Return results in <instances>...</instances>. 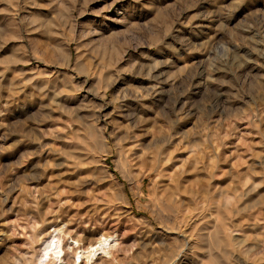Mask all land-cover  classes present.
I'll return each instance as SVG.
<instances>
[{"label":"rangeland","instance_id":"374dc122","mask_svg":"<svg viewBox=\"0 0 264 264\" xmlns=\"http://www.w3.org/2000/svg\"><path fill=\"white\" fill-rule=\"evenodd\" d=\"M101 232L80 264H264V0H0V264Z\"/></svg>","mask_w":264,"mask_h":264},{"label":"bare ground","instance_id":"6f19581e","mask_svg":"<svg viewBox=\"0 0 264 264\" xmlns=\"http://www.w3.org/2000/svg\"><path fill=\"white\" fill-rule=\"evenodd\" d=\"M114 238L112 235L108 233H99L98 236L94 238V240L88 242L86 245H80L78 239H74L73 241L67 244V248L78 247L73 253L72 263L71 264H80L82 261L88 263L91 259H93L96 250L104 249L108 247V244L113 241ZM59 239L57 237H53L50 240L49 246L53 247L57 245Z\"/></svg>","mask_w":264,"mask_h":264}]
</instances>
